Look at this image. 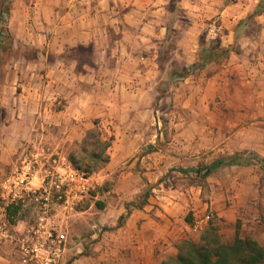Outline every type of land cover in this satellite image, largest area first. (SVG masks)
<instances>
[{
    "label": "crops",
    "instance_id": "obj_1",
    "mask_svg": "<svg viewBox=\"0 0 264 264\" xmlns=\"http://www.w3.org/2000/svg\"><path fill=\"white\" fill-rule=\"evenodd\" d=\"M4 10L0 180L34 147L66 155L93 129L109 141L99 212L94 201L56 217L63 264H163L210 224L264 245V0H0ZM0 264H22L15 244L0 242Z\"/></svg>",
    "mask_w": 264,
    "mask_h": 264
},
{
    "label": "built area",
    "instance_id": "obj_2",
    "mask_svg": "<svg viewBox=\"0 0 264 264\" xmlns=\"http://www.w3.org/2000/svg\"><path fill=\"white\" fill-rule=\"evenodd\" d=\"M6 19L5 11L0 18V41L6 34ZM99 184L98 173L75 167L60 151L34 147L0 180V242L15 244L22 264H63L69 237L56 215L76 210ZM15 206L33 208V221L24 230L16 227L9 214Z\"/></svg>",
    "mask_w": 264,
    "mask_h": 264
},
{
    "label": "trees",
    "instance_id": "obj_3",
    "mask_svg": "<svg viewBox=\"0 0 264 264\" xmlns=\"http://www.w3.org/2000/svg\"><path fill=\"white\" fill-rule=\"evenodd\" d=\"M227 51L224 49L221 54L225 55ZM93 137H98L96 141L103 145L106 155L104 162H106L109 141H103L97 129L90 130L83 141L86 142ZM94 156L97 157L96 154ZM72 162L75 167L81 169L76 165L74 158ZM99 205L102 207L101 204ZM19 210L20 206L10 208L9 213L17 214ZM163 264H264V245L250 236H240L238 228L234 238L231 241H225L218 232V228L213 226L203 232L199 242L192 239L182 241L178 246L177 255L168 257Z\"/></svg>",
    "mask_w": 264,
    "mask_h": 264
},
{
    "label": "rangeland",
    "instance_id": "obj_4",
    "mask_svg": "<svg viewBox=\"0 0 264 264\" xmlns=\"http://www.w3.org/2000/svg\"><path fill=\"white\" fill-rule=\"evenodd\" d=\"M98 137H93L92 139L84 142L82 141L81 143L78 144H74L72 146H70L68 153L65 155L63 154V156H65L67 158L68 161H70L73 164V158L76 161V165L80 166L82 170L89 172V173H98L99 175V185L98 187L93 190L90 194L89 197H87V199L85 200L83 204V206H90L94 201V209L95 211L98 213L99 212V201L96 200L95 198H93L96 195V191H98V188H100L101 186H105V184L101 185L103 183V172H102V167L104 165V159H105V149L103 147V145L96 141ZM44 145V144H43ZM44 146H48L51 147L53 150H58L57 148H55L54 146H52L51 144L48 143V145H44ZM61 152V151H60ZM94 154L97 155V157L94 156ZM75 166V164H73ZM18 206L15 207H11L12 209L16 208ZM76 211V210H74ZM71 211V212H59L56 217H58L59 215V219L61 220L62 218H66V216L69 215H73L75 212ZM10 214V213H9ZM11 217L14 218V220L16 221L18 217L20 218H25L28 219V221H33V208L31 206L28 207H20V210L17 214L11 213ZM213 224H210V227H213ZM63 228L65 229V227L63 226ZM66 230V229H65ZM68 234V233H67ZM80 237L79 236H75L74 241L78 240ZM234 237H223V239L225 241H231ZM78 243V241H77Z\"/></svg>",
    "mask_w": 264,
    "mask_h": 264
},
{
    "label": "water",
    "instance_id": "obj_5",
    "mask_svg": "<svg viewBox=\"0 0 264 264\" xmlns=\"http://www.w3.org/2000/svg\"><path fill=\"white\" fill-rule=\"evenodd\" d=\"M209 168L208 167H206V168H204L203 170H202V175H206L208 172H209Z\"/></svg>",
    "mask_w": 264,
    "mask_h": 264
}]
</instances>
